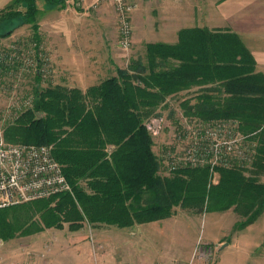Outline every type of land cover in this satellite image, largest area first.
Masks as SVG:
<instances>
[{
  "label": "trees",
  "instance_id": "1",
  "mask_svg": "<svg viewBox=\"0 0 264 264\" xmlns=\"http://www.w3.org/2000/svg\"><path fill=\"white\" fill-rule=\"evenodd\" d=\"M37 1L16 0L14 5L23 4L25 10L12 6L0 12V21L16 17L32 25L38 49ZM40 1L65 7L68 0ZM71 1L76 6L78 1ZM195 86L202 88L188 112L203 122L234 119L244 133L255 134V166L264 172V75L256 72L251 52L236 33L184 29L177 44H148L146 62L132 61L85 92L61 86L35 92L32 107L16 121L19 134L12 130L6 140L16 144L21 135V144L52 146L72 193L57 194L36 209H0V239L32 233L36 222L29 213H41L53 202L49 226L64 209L78 206L82 219L120 228L169 218L186 202L208 200L211 210H223L248 201L257 212L264 209V184L245 178L237 167L223 169L216 186H210L206 169L160 175L145 120L168 97Z\"/></svg>",
  "mask_w": 264,
  "mask_h": 264
},
{
  "label": "rangeland",
  "instance_id": "2",
  "mask_svg": "<svg viewBox=\"0 0 264 264\" xmlns=\"http://www.w3.org/2000/svg\"><path fill=\"white\" fill-rule=\"evenodd\" d=\"M77 1L75 5L79 6L88 2L86 9L88 6L90 9H98L102 4H110L116 13L112 2ZM155 1L159 3L160 0ZM186 1L194 3V21L191 24L192 28H197L206 25L215 17L211 8L213 3H226L229 0ZM15 2L16 0H0V12L12 6L19 11L25 10V5H14ZM71 2L68 0L65 7H50L43 1H37L40 11L37 23L40 36L38 49L35 47L32 25L21 24L16 17L0 21V131L6 142L10 131L14 130L19 134L16 121L22 112L32 107L37 90L57 86L76 88L65 83L69 77L72 79V68L57 69L51 60L52 48L63 44V40L75 29L72 17L74 12L68 9L72 7ZM257 2V18L263 20L264 0ZM248 3L249 0H242L244 8ZM140 4L135 11L140 8ZM149 9L154 31L157 34L161 30L169 31L166 22L168 16L155 6ZM240 38L246 46L242 36ZM110 41L112 52L121 66L120 68L115 63L112 64L115 68L111 69V73L115 72L116 75L118 69L127 68L132 61L140 59L146 62L147 45L152 44L145 41L141 45H135L132 40L130 49L123 50L118 40ZM254 43V52L246 47L256 62V72L264 75V62L261 66L257 61V57L262 56L259 53L264 50V41L261 37H256ZM60 81L65 85H61ZM201 88L195 86L168 97L157 113L150 117L163 116L170 127L160 138L153 140V152L161 164L160 175L169 177L180 170L206 169L210 174V186H216L221 180L223 169L237 167L245 178H253L258 184H264V172H258L255 166L257 150L249 164L237 163L232 167H219L214 171L191 167L166 170L161 154L165 147L174 144L178 128L185 129L201 121L187 110L188 106L195 103ZM251 135L257 142L258 149V139L255 134ZM22 140L21 135H18L16 144L23 143ZM50 201L51 198L41 199L3 210L10 212L24 209L25 206L36 209L43 204L49 205ZM55 205L56 202H53L50 206H45L41 213L35 212L33 215V210L29 213L36 222L31 228L32 233L10 240L0 239V264H137L139 261L152 264H264V209L257 212L258 206L252 208L248 201L223 210H211L208 200L202 203L186 202L182 207H178L171 217L141 226L144 236L132 230L126 239L121 237V234L127 228L90 223L82 219V209L79 206L64 209L60 218L49 226L48 222L52 220L51 209ZM152 229L158 231L159 236L151 240L149 231Z\"/></svg>",
  "mask_w": 264,
  "mask_h": 264
},
{
  "label": "built area",
  "instance_id": "3",
  "mask_svg": "<svg viewBox=\"0 0 264 264\" xmlns=\"http://www.w3.org/2000/svg\"><path fill=\"white\" fill-rule=\"evenodd\" d=\"M100 1L114 4L119 46L129 50L134 35L131 15L140 0L97 2ZM166 122L163 116L145 121V127L153 140L170 129ZM176 134L174 144L165 147L161 154L167 171L184 167L214 171L237 163L249 164L256 155L257 142L253 135H245L240 123L234 119L197 121L185 129L178 128ZM61 193H72V187L62 165L53 156L52 146L8 143L0 131V209Z\"/></svg>",
  "mask_w": 264,
  "mask_h": 264
},
{
  "label": "crops",
  "instance_id": "4",
  "mask_svg": "<svg viewBox=\"0 0 264 264\" xmlns=\"http://www.w3.org/2000/svg\"><path fill=\"white\" fill-rule=\"evenodd\" d=\"M155 2V0H140V8L131 15L134 27L133 42L135 45H141L145 41L146 43L177 44L180 31L193 27L191 23L194 21V3L186 0H160L159 3ZM249 2L246 8L243 7L242 0H229L226 3L217 1L213 3L211 8L212 12L215 13V17L211 18L206 25L198 26L197 28L234 32L239 36L241 35L246 46L254 52V38L261 37L264 41V19L259 20L257 18V0H249ZM87 3L83 4V6L77 4L76 6L68 7L75 14L72 16L75 29L70 36L63 40L64 45L60 44L58 47L56 45L52 48L51 57L57 69L72 68V79L69 77L65 83L82 91L98 85L105 79L116 76L115 72L111 73V69L115 68L112 65L113 63L121 68L118 58L115 57L110 45V40H118L119 43L116 13L110 4H102L98 9H90L88 6L86 9ZM153 6L168 16L166 22H168L167 29L169 31L161 30L158 34L154 31L152 15L149 9ZM94 11L96 12L90 14V12ZM70 41L71 43H69ZM262 47L264 48V46ZM259 54L262 56H258L257 61L261 65L264 62V50ZM62 81H60L61 85H65V83L62 84ZM143 225L145 224L127 228L121 234V237L126 239L132 230H136L139 235L144 236L143 228H141ZM155 231V229L149 231L151 240L155 236H159V232ZM137 264L152 263L139 261Z\"/></svg>",
  "mask_w": 264,
  "mask_h": 264
}]
</instances>
